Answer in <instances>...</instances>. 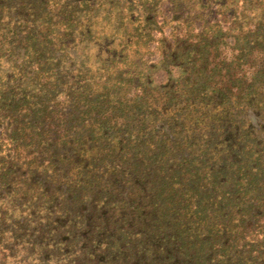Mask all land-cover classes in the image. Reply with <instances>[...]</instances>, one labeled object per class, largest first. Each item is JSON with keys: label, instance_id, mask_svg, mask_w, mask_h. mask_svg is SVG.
Masks as SVG:
<instances>
[{"label": "trees", "instance_id": "trees-1", "mask_svg": "<svg viewBox=\"0 0 264 264\" xmlns=\"http://www.w3.org/2000/svg\"><path fill=\"white\" fill-rule=\"evenodd\" d=\"M0 264H264V0H0Z\"/></svg>", "mask_w": 264, "mask_h": 264}, {"label": "rangeland", "instance_id": "rangeland-1", "mask_svg": "<svg viewBox=\"0 0 264 264\" xmlns=\"http://www.w3.org/2000/svg\"><path fill=\"white\" fill-rule=\"evenodd\" d=\"M176 73H174L175 75ZM164 77H163V74H160V75H157V81H163Z\"/></svg>", "mask_w": 264, "mask_h": 264}]
</instances>
